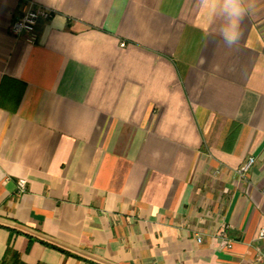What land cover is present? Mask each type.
<instances>
[{"label":"crops","instance_id":"crops-1","mask_svg":"<svg viewBox=\"0 0 264 264\" xmlns=\"http://www.w3.org/2000/svg\"><path fill=\"white\" fill-rule=\"evenodd\" d=\"M27 2L54 14L15 36ZM247 5L228 48L200 0H0V264H264Z\"/></svg>","mask_w":264,"mask_h":264},{"label":"built area","instance_id":"built-area-1","mask_svg":"<svg viewBox=\"0 0 264 264\" xmlns=\"http://www.w3.org/2000/svg\"><path fill=\"white\" fill-rule=\"evenodd\" d=\"M54 14L53 9L39 5L34 2H27L23 5L20 14L13 20L10 26L11 34L18 36L23 33H34L42 19H50ZM255 158L249 160L239 169L240 174L244 175L254 164ZM27 188V180H19V192H24ZM260 236L264 238V229L260 231ZM201 239L199 238V241ZM223 246L231 248L233 243L230 239H223Z\"/></svg>","mask_w":264,"mask_h":264},{"label":"clouds","instance_id":"clouds-1","mask_svg":"<svg viewBox=\"0 0 264 264\" xmlns=\"http://www.w3.org/2000/svg\"><path fill=\"white\" fill-rule=\"evenodd\" d=\"M201 7L219 12L226 21V29L221 35L226 47L238 45L243 33L240 24L248 12L247 0H200Z\"/></svg>","mask_w":264,"mask_h":264}]
</instances>
